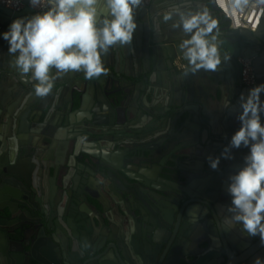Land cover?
<instances>
[{"label": "water", "instance_id": "obj_1", "mask_svg": "<svg viewBox=\"0 0 264 264\" xmlns=\"http://www.w3.org/2000/svg\"><path fill=\"white\" fill-rule=\"evenodd\" d=\"M153 1L136 13L132 44L102 57L107 75L88 80L70 72L46 97L36 96L35 82L13 66L2 38L14 19L42 11L0 5V134L17 140L29 123L48 142L25 157V147L0 153V264H253L264 258L259 236L224 224L229 177L245 166L249 148L232 149L217 170L208 162L241 126V94L264 84V34L222 31L218 70L183 78L174 59H183L179 44L186 37L162 16L173 5L206 7L201 0ZM250 56L256 82L244 85L238 58ZM85 109L93 115L75 128L69 116ZM101 109L111 117L117 112L119 122L97 120ZM61 125L89 145L80 150L91 158L85 167L99 175L114 210L99 197H85L77 164L52 159ZM114 145L122 150L116 161L109 158ZM182 148H190L185 159Z\"/></svg>", "mask_w": 264, "mask_h": 264}, {"label": "clouds", "instance_id": "obj_2", "mask_svg": "<svg viewBox=\"0 0 264 264\" xmlns=\"http://www.w3.org/2000/svg\"><path fill=\"white\" fill-rule=\"evenodd\" d=\"M264 3V0H258ZM31 7L41 8L33 16L14 19L8 31L2 33L9 44L12 64L35 82V95L48 96L54 83L70 72H83L85 79H98L107 75L103 56L117 45H131L138 28L136 13L144 7V0H29ZM233 6L243 11L250 0H232ZM164 23L182 31L179 44L182 57L187 61L183 78L201 70L216 72L222 55L218 21L206 8L182 9L173 5L162 16ZM159 25L157 23V30ZM225 54L223 60H230ZM264 84L241 94L238 115L239 130L231 137L219 157L208 162L217 170L221 158L231 159V150L241 146L249 148L245 166L229 177L227 192L231 205L224 218L225 228L231 230L242 225L243 232L260 238L264 246ZM230 107V101H224ZM253 264H264L256 257Z\"/></svg>", "mask_w": 264, "mask_h": 264}, {"label": "crops", "instance_id": "obj_3", "mask_svg": "<svg viewBox=\"0 0 264 264\" xmlns=\"http://www.w3.org/2000/svg\"><path fill=\"white\" fill-rule=\"evenodd\" d=\"M152 2H154L153 0L151 1L150 7H152ZM201 4L204 5L206 7V9L208 10V12L211 14V16L216 19L218 21V25H219V29L220 32L222 31H228L230 30V27L228 26L227 21L217 12L215 11L209 0H201ZM197 7V6H196ZM259 30L262 34H264V22L261 24V26L259 27ZM175 63L180 66L179 64V57H177L176 59H174ZM181 67V66H180ZM91 114L87 109L83 110L82 112H80L79 114H74L72 116H69L70 119H72V123H74V127L78 128L81 126L80 124V120L82 121L83 118L86 117H90ZM101 120L102 122L105 123H109L112 124L115 122H119L118 119V114L117 112L113 113V117H111L110 111L108 109H101V111H99L97 113V120ZM29 123H27V129L24 130L23 132L25 134H20L21 136L17 138V140H12L11 142L6 140L5 134H0V153L1 152H7L8 154H10L11 152H17L19 151V149L21 148H26V152L22 153V156H26V153H33V146H39V145H47V141H45L43 139L42 141V137L44 135V131L42 129H37V132L32 130V124L28 125ZM34 126V125H33ZM218 127V126H217ZM34 129L36 128L35 126L33 127ZM219 128L224 131L225 128L224 126L219 124ZM59 131L56 133L57 136V142L54 145V152L52 153V159H60L59 161L62 162H70V163H75L78 165V167L81 168V173H80V177L81 178H85V184L83 186V194L85 195V197L89 200H92V198L94 197H99L104 204L106 205L108 212H110V209L114 210V206L115 204L111 201V197H110V192L104 193L105 190L103 189V186L100 184L99 180L100 177L97 174H94L92 171L87 170V168L85 167L87 165V159L84 158H89L88 160L90 161L91 158L89 156H87L86 154H83L82 152L81 155L78 154V156H76V152L78 151L77 146H74L73 148L71 147V136H73L74 134H76V131H70L67 130L69 129L66 125H61V127L58 128ZM79 133V132H78ZM76 138V137H74ZM6 140V143H5ZM74 141V139H73ZM70 142V143H69ZM37 148V147H36ZM93 148V147H92ZM91 148V149H92ZM98 148V146H97ZM111 154L109 156V158L111 160H115L119 158V155L116 154L118 151H122L121 148L117 147L116 145L112 146L111 148ZM109 149V150H110ZM173 148H169L168 150H171ZM197 149H195L196 151ZM190 151V148H182L179 153L182 156L183 159H185V153H188ZM197 153H199V150L196 151ZM113 153V154H112ZM76 157L78 159H76ZM16 158V157H15ZM14 158V159H15ZM7 159H13V158H9L7 157ZM23 159H27V158H23ZM81 162L83 164H81ZM92 163V162H91ZM29 167H27L28 169ZM32 168H30L28 170V172L31 170ZM32 171H31V175H32ZM117 185V184H116ZM105 194L106 196H109V200L111 201V203L106 202L105 201V196L103 194ZM120 193H123V191H120ZM128 204V203H127ZM86 208L91 209V207L87 204H85ZM101 206V205H100ZM111 210V211H112ZM108 212H103L104 214H108Z\"/></svg>", "mask_w": 264, "mask_h": 264}, {"label": "built area", "instance_id": "obj_4", "mask_svg": "<svg viewBox=\"0 0 264 264\" xmlns=\"http://www.w3.org/2000/svg\"><path fill=\"white\" fill-rule=\"evenodd\" d=\"M151 1L144 0L143 8L148 9ZM209 2L212 8L227 21L230 28L256 30L264 22V3H259L258 0H250L249 5L243 11L236 9L232 0H209ZM0 5L14 11L25 6L31 7L29 0H0ZM31 8L36 11H43L41 8ZM254 58L255 56L238 58L241 64L240 79L244 85H252L256 82Z\"/></svg>", "mask_w": 264, "mask_h": 264}, {"label": "flooded vegetation", "instance_id": "obj_5", "mask_svg": "<svg viewBox=\"0 0 264 264\" xmlns=\"http://www.w3.org/2000/svg\"><path fill=\"white\" fill-rule=\"evenodd\" d=\"M179 64H180V66L181 67H183L184 68V70H185V68H186V65H187V62L184 60V59H182V58H179ZM240 72V71H239ZM80 133H76V138H74V136H72V138H71V147L73 148L74 146H77V149H78V151L76 152V156H78V154L79 155H81V153H80V150L83 148L84 150H87V149H90V147H89V145L88 144H86V142L85 141H81V137H82V135H79ZM80 136V137H79ZM73 139H74V141H73ZM83 145V146H82ZM232 155V154H231ZM82 156V155H81ZM76 159H78L77 157H76ZM84 159H89L88 157L87 158H84Z\"/></svg>", "mask_w": 264, "mask_h": 264}]
</instances>
